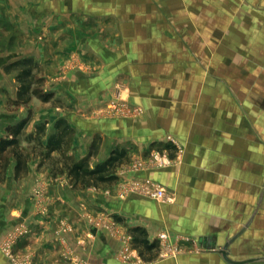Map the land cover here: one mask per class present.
<instances>
[{
    "label": "crops",
    "instance_id": "obj_1",
    "mask_svg": "<svg viewBox=\"0 0 264 264\" xmlns=\"http://www.w3.org/2000/svg\"><path fill=\"white\" fill-rule=\"evenodd\" d=\"M256 23H264V0H0V137L24 121L16 146L29 153L18 177L15 158L4 162L0 154V242L25 228L13 251L21 249L33 264H232L216 248L244 227L229 245L230 257L264 256L258 70L252 67L247 82L237 76L236 105L224 83L210 109L208 82L185 86L174 78L186 72L162 64L180 61L178 28L200 29L184 45L196 41L202 59L203 27L213 28L209 41L223 50L215 57L226 59L241 51L235 31ZM22 58L32 59L45 90L56 86L57 94L18 102L19 69L10 65ZM57 120L71 134L66 147L47 154ZM114 149L124 156L113 168V183L96 188L70 180L68 160L86 158L93 168ZM151 151L172 162L158 166ZM145 182L164 187L173 200L128 192ZM137 227L157 243L167 235L172 253L131 247ZM209 236H216L215 249L205 248ZM9 263L0 252V264Z\"/></svg>",
    "mask_w": 264,
    "mask_h": 264
},
{
    "label": "rangeland",
    "instance_id": "obj_2",
    "mask_svg": "<svg viewBox=\"0 0 264 264\" xmlns=\"http://www.w3.org/2000/svg\"><path fill=\"white\" fill-rule=\"evenodd\" d=\"M224 28H228L229 30L232 29L231 26H224ZM243 32H238L235 31V35L237 37L241 38V41L239 42V49L242 51V55L239 56H232L223 59V58H216L215 57V52L218 53L219 51H223L222 49L217 50L216 48V43L214 41H209L210 38H212V29L210 27H203L204 35H205V47H206V58L202 59L200 56L201 51L199 52V45L196 41L194 43L188 44L187 46L184 45V42L189 39L188 36H194V39H197L198 37V32H200V29L196 28H191L188 27L187 29L183 28H178L176 29L177 32V40H178V45L176 46L179 55H180V61L178 62H170V61H163V69H170L172 67L175 68V70H180L182 73H184L183 76H179L178 78H174L176 81L177 79L181 80V84H184L185 86H189L190 84H204L205 82H208L210 87H208V93H209V108L211 109L213 107L212 98L217 97L221 98L222 94L224 93L225 89L221 88V85L224 83H228V93H230V98L231 100H234L231 103H235L238 100V92L236 89V82L238 80V77L242 76V74L245 77V81L247 82V79L251 80V69L254 67V70H258L257 72H254V75H257L258 78L261 81V92H262V97L264 100V23H256V24H249V25H242L241 26ZM216 29V28H215ZM221 29V27H219ZM233 32V30H232ZM208 39V40H206ZM164 53H170V48L166 47V45H163ZM194 49V50H193ZM191 51H195V58L188 55ZM211 56V57H210ZM220 66L222 67H227L228 71L226 73H220ZM236 66H239V68H243L244 73L240 71V73L237 74V69ZM36 64L33 67L34 71V79L32 81L33 88L36 87V90L38 93L36 96L42 93H48L50 94L51 97L54 96L56 91V86L53 88L52 92L49 90H45L46 83H44L43 78H41L39 75L40 73L42 74L41 71L36 68ZM204 67L209 68L206 70L205 73H203ZM84 70L90 71V67H85ZM202 70V71H201ZM37 75V76H36ZM238 76V77H237ZM178 81V80H177ZM211 84L213 85V89L211 88ZM225 87V86H222ZM39 98V97H38ZM233 98V99H232ZM40 99V98H39ZM42 100V99H41ZM262 111H263V116H264V102L262 103ZM264 122V121H263ZM27 137L23 138V141L19 142H26ZM20 143V144H21ZM19 144V145H20ZM17 227L15 228V231L13 233V240H15L13 243H10L9 241H4L0 242V252L2 253L3 256H5L7 259H9L10 263L9 264H33L31 262V259L27 253L24 254V251L21 249L16 250L14 253L13 251V245L19 243L22 241L21 237L22 235L19 233L20 230H18ZM9 237V236H8ZM160 237H159V243H158V248L156 251H159L160 254L164 252V254L167 253H172L173 250L171 248L169 249V245L167 242L163 241L161 244L160 242ZM162 241V240H161ZM21 243V242H20ZM19 243V244H20ZM8 245V246H7ZM131 247L134 248L133 243L130 244ZM68 260H65L62 264H87L86 260H80L75 262V263H68ZM51 264H61L58 262L51 263Z\"/></svg>",
    "mask_w": 264,
    "mask_h": 264
},
{
    "label": "trees",
    "instance_id": "obj_3",
    "mask_svg": "<svg viewBox=\"0 0 264 264\" xmlns=\"http://www.w3.org/2000/svg\"><path fill=\"white\" fill-rule=\"evenodd\" d=\"M34 65L35 63L29 58L18 59L15 63L10 65L11 67H18L19 69V73L17 75V80L20 84L17 98L19 103H28L30 95H36L38 93L36 87L33 88L32 84L35 76L33 73ZM49 96L50 94L48 93H39L37 97L42 100H47ZM24 123V121H21L15 126L8 127L7 131H9L11 136L7 135L0 137V154L4 153L2 156L4 162L8 159L9 155H12L16 160L15 177L21 176V174L27 170L26 160L29 153L27 151H23L22 149H18L16 146L18 136L21 133ZM41 127L42 125H37L36 130H40ZM54 127L57 131L54 134H51L47 140V154L50 153L52 149H62V147H66L71 134V129L64 123L63 120H57ZM8 147L9 149H7ZM123 156V150L114 149L105 162L99 163L93 168L89 167L88 160L86 158L82 161L68 160L65 164V168L68 176H70V180L74 184L79 182L81 185L87 184L97 188L100 184H110L116 180L117 175L113 174V168L118 161L123 159ZM132 231L134 232V234H132L133 245L136 249H139L141 254L152 248H158V243L156 241H150L147 238L144 229L137 227L132 229Z\"/></svg>",
    "mask_w": 264,
    "mask_h": 264
},
{
    "label": "built area",
    "instance_id": "obj_4",
    "mask_svg": "<svg viewBox=\"0 0 264 264\" xmlns=\"http://www.w3.org/2000/svg\"><path fill=\"white\" fill-rule=\"evenodd\" d=\"M151 158H153V161L158 165V166H162V165H168L170 164L171 158L168 157L166 154L162 153V152H158V151H151ZM137 166V165H135ZM130 191H136L139 192L143 195H147L150 197H153L157 200L160 201H172L173 197L170 196L169 194H167V190L164 187H160L154 183L151 182H145L144 184L141 185H130V187L128 188V192ZM125 193H127L126 191H123L120 195L123 196ZM18 230H20V234L23 235V233L26 232L25 228H18ZM167 235L160 234V239L166 240ZM10 243H13L15 240H13V236H11V238L9 237L8 240ZM8 246V245H7ZM127 251V248H125Z\"/></svg>",
    "mask_w": 264,
    "mask_h": 264
},
{
    "label": "water",
    "instance_id": "obj_5",
    "mask_svg": "<svg viewBox=\"0 0 264 264\" xmlns=\"http://www.w3.org/2000/svg\"><path fill=\"white\" fill-rule=\"evenodd\" d=\"M251 219L247 222L246 225H248V223L251 222ZM244 229L241 228L240 231H238V233L232 235L231 237H228L224 244H222L220 247L216 248L217 252L222 256V258L232 264H245V263H249V262H257L258 260H264V256H257V257H248V258H241V259H233L230 257V250H229V245L232 243V241H234L238 236L241 235V231ZM206 245L205 248L210 250V249H215V244H213V242L216 241V236H209L206 237Z\"/></svg>",
    "mask_w": 264,
    "mask_h": 264
}]
</instances>
